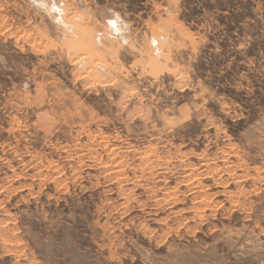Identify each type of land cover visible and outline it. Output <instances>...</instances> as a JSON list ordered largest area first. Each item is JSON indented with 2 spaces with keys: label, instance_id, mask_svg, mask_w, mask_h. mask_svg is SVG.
Returning <instances> with one entry per match:
<instances>
[{
  "label": "rangeland",
  "instance_id": "obj_1",
  "mask_svg": "<svg viewBox=\"0 0 264 264\" xmlns=\"http://www.w3.org/2000/svg\"><path fill=\"white\" fill-rule=\"evenodd\" d=\"M0 264H264V0H0Z\"/></svg>",
  "mask_w": 264,
  "mask_h": 264
},
{
  "label": "bare ground",
  "instance_id": "obj_2",
  "mask_svg": "<svg viewBox=\"0 0 264 264\" xmlns=\"http://www.w3.org/2000/svg\"><path fill=\"white\" fill-rule=\"evenodd\" d=\"M75 123V122H74Z\"/></svg>",
  "mask_w": 264,
  "mask_h": 264
}]
</instances>
